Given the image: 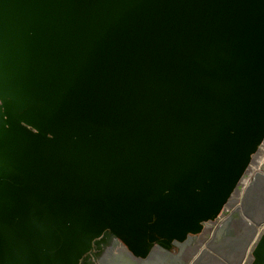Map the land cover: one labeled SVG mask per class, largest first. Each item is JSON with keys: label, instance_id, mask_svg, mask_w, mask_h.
I'll return each mask as SVG.
<instances>
[{"label": "water", "instance_id": "1", "mask_svg": "<svg viewBox=\"0 0 264 264\" xmlns=\"http://www.w3.org/2000/svg\"><path fill=\"white\" fill-rule=\"evenodd\" d=\"M263 144L264 0H0V264H176Z\"/></svg>", "mask_w": 264, "mask_h": 264}, {"label": "flooded vegetation", "instance_id": "2", "mask_svg": "<svg viewBox=\"0 0 264 264\" xmlns=\"http://www.w3.org/2000/svg\"><path fill=\"white\" fill-rule=\"evenodd\" d=\"M260 152L262 153L263 158L264 149H261ZM261 161L263 162V159ZM252 165L255 166L252 167ZM252 165L238 187L233 200H231L227 205L228 214L225 215L217 225L211 227L210 229L212 230L213 235L222 230L216 239L212 241V244L216 249V252L226 261L220 258L217 259L211 257L208 259L201 258L197 260L195 264H239L240 258L244 254L248 241V238H244V233L246 234L250 232L249 234L251 240L253 232L251 229L255 228L256 234L252 242L257 236L259 231L258 226L262 223V219L264 218V178H256L253 184H251V182L250 184L249 182L246 183L251 177L250 171L255 168V172H258L262 163L259 164V162H253ZM259 180L262 181L263 184V186H259L261 188V193H263H260L255 198L252 197L250 201H244V197H246V200H249L247 199V197H251L249 191L257 182L261 183ZM243 202H245L247 205L250 204V206L247 208L244 207ZM252 225L255 227L252 228ZM225 227L228 229H224ZM232 232H235L236 235L234 236ZM197 243V240L192 242L191 245H197L195 246V249L188 248L183 254V259H188L186 261L187 264H191V262L194 261L195 258L203 251L208 250L211 241L207 237H203L199 243ZM118 256V251L116 249L112 248L111 246L103 245L100 248H96L91 253L85 264H117Z\"/></svg>", "mask_w": 264, "mask_h": 264}, {"label": "bare ground", "instance_id": "3", "mask_svg": "<svg viewBox=\"0 0 264 264\" xmlns=\"http://www.w3.org/2000/svg\"><path fill=\"white\" fill-rule=\"evenodd\" d=\"M261 149H264V144H263V146L261 147ZM261 149H260V151H261ZM259 151V153H258V160H256L254 163H256V162H259V164H261L262 163V165L260 166V168H259V171L258 172H255V168L254 169H252L251 171H250V175H251V177H250V179H249V181H247L246 183H248L249 182V184H250V182H251V184H253L255 181V179L256 178H258V177H260V178H264V157L262 158V153ZM263 159V162L261 161L262 159ZM261 162V163H260ZM253 164V163H252ZM255 166V165H254ZM253 165H252V167H254ZM263 166V167H262ZM262 167V168H261ZM264 218L262 219V223L258 226V234H257V236L255 237V239L254 240H256L259 236H260V234H261V232H264ZM253 227H255V226H253L252 225V228ZM251 230H253V232H252V239H253V236L256 234V230H255V228H253V229H251ZM255 233V234H254ZM251 239V240H252ZM250 240V241H251ZM248 242V244H247V247H246V249H245V251H244V254L241 256V258H240V261H239V264H244V262H245V264H246V262L248 261V259H249V257H250V252L252 251V248H253V243H254V241L252 242V245H251V242ZM118 257H117V264H135L124 252H121V251H118Z\"/></svg>", "mask_w": 264, "mask_h": 264}, {"label": "rangeland", "instance_id": "4", "mask_svg": "<svg viewBox=\"0 0 264 264\" xmlns=\"http://www.w3.org/2000/svg\"><path fill=\"white\" fill-rule=\"evenodd\" d=\"M260 181V180H259ZM261 183H259V182H257L254 186H253V188L249 191V193H250V195H251V197H247V199H249V200H246V197H244V201H250L251 200V198L253 197V198H255L256 196H258L260 193H261V188L259 187V186H263V184H262V181H260ZM263 193V192H262ZM261 193V194H262ZM243 205H244V207H248V206H250V204H245V202H243ZM228 214V212H226V215ZM224 229H228V228H224ZM222 230H220V232H221ZM220 232H218L217 234H215L214 235V237H213V239H212V241H214V239H216V237L218 236V234H220ZM233 233V232H232ZM250 233V232H249ZM249 233H244V238L245 239H247L248 238V241H247V244H248V242H249V240H250V234ZM233 235L235 236L236 234H235V232L233 233ZM240 235V234H239ZM239 235H238V237H239ZM241 238V237H240ZM212 241H211V243H212ZM247 244H246V247H247ZM191 245V244H190ZM188 245V246H186V248L182 251V253H181V255L179 256V258H178V261L176 262V264H180V263H182V264H187V260L188 259H183V254H184V252L188 249V248H191V249H195V246L196 245ZM212 248L213 249H208V251L206 252V253H204V254H202V255H200V256H202V258H217V259H222V260H225V259H223V257H221L217 252H216V249L213 247V244H212ZM226 261V260H225Z\"/></svg>", "mask_w": 264, "mask_h": 264}, {"label": "built area", "instance_id": "5", "mask_svg": "<svg viewBox=\"0 0 264 264\" xmlns=\"http://www.w3.org/2000/svg\"><path fill=\"white\" fill-rule=\"evenodd\" d=\"M246 176V175H245ZM243 180V179H242ZM242 182V181H241ZM241 182H240V184H241ZM240 184L238 185V187L240 186ZM238 187H237V189H238ZM237 189H236V191H237ZM236 191H235V193H236ZM235 193L233 194V196H232V198L230 199V201L231 200H233V198H234V195H235ZM229 201V202H230ZM229 204V203H228ZM227 204V205H228ZM227 205H226V207H225V209H224V211L222 212V214L218 217V219H216V220H214V221H212V222H210V223H208L206 226H205V229H204V231L202 232V234L196 239L197 241H198V243H199V241L203 238V237H207L208 239H210V241H212V239H213V237H214V235H213V233H212V230H210L211 229V227H213V226H215V225H217L218 224V222L226 215V212H228V210H227ZM264 226V225H263ZM210 230V231H209ZM256 232V231H255ZM264 232H261V234H260V236L256 239V240H254V245H253V248H254V246H255V244H256V242L259 240V238L262 236V234H263ZM255 234V233H254ZM209 236V237H208ZM255 236V235H254ZM254 236H253V238H254ZM252 239V238H251ZM253 240V239H252ZM251 240V241H252ZM250 241V242H251ZM197 243V244H198ZM197 246V245H196ZM253 248H252V250H253ZM251 253H252V251L250 252V257H249V259H248V261L246 262V264H248V262L250 261V259H251Z\"/></svg>", "mask_w": 264, "mask_h": 264}]
</instances>
